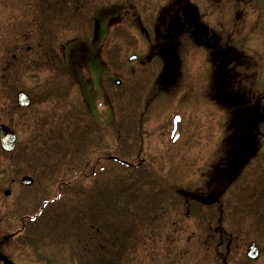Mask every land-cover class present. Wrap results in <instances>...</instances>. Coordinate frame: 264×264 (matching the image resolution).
Here are the masks:
<instances>
[{
	"label": "rangeland",
	"instance_id": "1",
	"mask_svg": "<svg viewBox=\"0 0 264 264\" xmlns=\"http://www.w3.org/2000/svg\"><path fill=\"white\" fill-rule=\"evenodd\" d=\"M168 2L140 0L139 11L146 15L149 5L157 17ZM216 2L189 0L206 27L245 55L247 85L264 92V32L248 29L255 12L244 8L237 17L243 4ZM133 4L0 0V126L16 135L12 152L0 145V218L14 224L26 216L27 248L17 264H221L228 257L222 245L212 260L199 242L218 218L239 244L232 251L264 244V138L233 147L232 120L212 100L224 90L195 44L182 54L179 96L151 97L156 73L133 60L144 58L147 43H132L122 29ZM101 6L116 20L100 47L106 76L86 93L79 82H90L86 58L78 50L90 45ZM75 55L82 56L76 63ZM183 92L187 105L178 99ZM19 93L29 107H19ZM217 192L210 208L194 202ZM89 237L97 241L87 243Z\"/></svg>",
	"mask_w": 264,
	"mask_h": 264
},
{
	"label": "flooded vegetation",
	"instance_id": "2",
	"mask_svg": "<svg viewBox=\"0 0 264 264\" xmlns=\"http://www.w3.org/2000/svg\"><path fill=\"white\" fill-rule=\"evenodd\" d=\"M121 1L123 0H117V2ZM132 1H134L133 6H137L136 11L133 9L135 14L133 15L131 23L125 26L123 25L122 29L127 30L131 35L132 43H147L146 55L144 58L135 56V61H137L139 67L143 69L149 67L151 72L156 73L153 76V86L151 85L154 89L153 96L151 95V97L155 98L161 93L167 94L166 92H169L171 97L174 95V98L179 96L178 92L181 91L179 85L183 77L182 69L184 66L182 54L187 52L191 44H195L198 50L202 48L206 51L210 70L213 74V79H215L213 81L218 84L221 83V87L224 90L221 92V96L218 97H215L216 95L213 92L212 100H214L213 102L217 101L218 104H221L222 111L224 110V112L228 113L229 120H232L228 131L229 133H231L230 131L233 132L228 138L232 140L233 147L238 146L239 149H243V142L246 140H249L250 144L247 145L246 142L245 146L255 147L258 145V141L261 142V139L264 138V92L257 90L255 85H247L252 78L248 74L241 72V70H246L245 64H243L245 55L238 54L235 49H232L229 43L230 38L225 39L226 34L206 27L201 20L199 7L189 3V0H171V2L165 5L163 12H160L157 17H155V12L150 9L149 5L147 14H143L142 16V13L139 11L140 0ZM206 1L209 2L212 0ZM214 1H217L216 3L220 2V0ZM236 1L244 5L243 10H240V8L238 10L237 8V17L243 15L244 8L251 10L250 12H255L253 16L255 20L252 21V26H249L248 29H251L253 33H256L260 29L263 33L264 0ZM115 20L116 18L109 16L101 6L93 15L90 45L85 46L84 51L78 50L86 58L84 66L90 82L87 83V80L84 82L79 81L81 83L80 87L86 93L89 92L87 88L91 84L99 86L106 76L103 61H101L99 53L102 51L100 47L108 36L107 28L112 26ZM71 51L75 54L77 49ZM77 56L79 55H75L74 63L78 62L82 57L77 58ZM155 68L157 69L155 70ZM96 74L98 80L95 78ZM119 83L120 80L116 82L117 85H120ZM176 88H180V90L177 92ZM94 89L95 87H93ZM180 95L182 94L180 93ZM187 95L188 92H183V95L178 97L181 104L187 105V99H185ZM146 110L147 107L143 112L144 114ZM245 118L247 120L252 119V126H249ZM235 125L239 127L238 134H235V130L237 129ZM112 159L119 162L117 158ZM195 203L199 206V203ZM185 204H188V200L186 199ZM216 220L217 225L208 238L205 241H199L201 242L202 248L204 247L202 243H204L209 249V252H204V257H211L212 260L218 258L219 260L221 253L218 249L222 245L223 249H225L224 254L228 257L221 259V264H264L263 243L258 244L256 241L250 243V245H254L253 247L257 249L255 251L256 258L254 259L249 256L248 250L246 252L232 251L234 250V244L236 248L239 244L236 245L237 243H235L236 240L233 239L234 237L226 234V231L221 228V220L219 218ZM258 220L264 222L261 219ZM13 223L0 218V264H17V262H21L22 255L27 248L26 216H21ZM92 241H97V239L94 238L93 240V237H89L87 243ZM99 242H101L100 248L103 250L107 248L106 243L108 241L105 240L104 236L99 239ZM237 255L239 259L235 260L234 257Z\"/></svg>",
	"mask_w": 264,
	"mask_h": 264
},
{
	"label": "water",
	"instance_id": "3",
	"mask_svg": "<svg viewBox=\"0 0 264 264\" xmlns=\"http://www.w3.org/2000/svg\"><path fill=\"white\" fill-rule=\"evenodd\" d=\"M17 102L18 105L23 108L29 107L30 105V99L24 93L18 94ZM15 142H16V136L14 132L8 129L7 127L0 126V145L2 149L6 152H12L15 149ZM22 182L24 185H30L32 183L31 180L28 178H24ZM8 194L9 193L7 192L6 195ZM221 194L222 192L215 195H208L206 197H201L199 198V202L206 206L213 205L219 201V197L221 196ZM255 251H257V249L252 246L249 252V256L252 257L253 259L256 258Z\"/></svg>",
	"mask_w": 264,
	"mask_h": 264
}]
</instances>
